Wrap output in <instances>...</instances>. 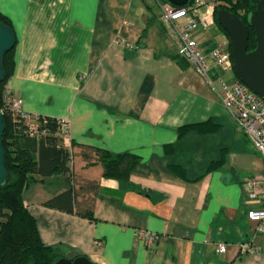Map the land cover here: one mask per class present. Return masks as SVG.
<instances>
[{"label": "crops", "instance_id": "1", "mask_svg": "<svg viewBox=\"0 0 264 264\" xmlns=\"http://www.w3.org/2000/svg\"><path fill=\"white\" fill-rule=\"evenodd\" d=\"M0 13L17 38L6 86L23 97L25 109L67 119L75 142L138 159L130 180L143 191L103 176L99 162L87 166L81 155L71 161L80 177L100 181L95 219L46 206L69 185L63 175H35L39 180L26 188L24 200L44 243L99 264H264V231L248 217L264 206V157L236 128L221 94L178 60L174 34L154 4L0 0ZM213 28L199 32L203 46L218 42ZM206 121L213 131L179 137L181 126ZM170 144L175 162L194 177L203 174L199 180L170 169ZM218 160V168L204 172ZM253 179L258 198L250 196ZM140 229L159 239L146 247ZM221 243L225 252L218 250ZM248 243L256 254L245 249Z\"/></svg>", "mask_w": 264, "mask_h": 264}, {"label": "trees", "instance_id": "2", "mask_svg": "<svg viewBox=\"0 0 264 264\" xmlns=\"http://www.w3.org/2000/svg\"><path fill=\"white\" fill-rule=\"evenodd\" d=\"M258 2L259 0H223L216 11L227 8L247 23L249 13L255 10ZM0 20L14 30L5 14L0 13ZM221 28L228 35L232 51V38L222 26ZM256 44L255 31L250 28L249 50L254 49ZM15 49L16 46L5 54L3 66L6 77L0 83V108L3 109L6 123L3 146L6 151V164L11 174L8 184L0 188V264H56L64 255L59 247L44 243L38 220L30 212L24 200V191L35 180L33 177L39 175L44 179L53 175H63L69 188L47 199L44 204L95 219L94 201L100 191V181L80 177L70 165L71 161L77 155H81L87 166L99 162L103 166V176L117 178L126 189L143 191L141 186L130 180L131 170L138 163V159L132 153L112 154L107 150L83 145L72 139L71 146H67L59 135V126L55 117L40 116L39 120L48 132L31 135L24 122L14 118L4 102V89L15 68ZM177 58L185 62L181 56L177 55ZM210 122L183 125L179 128V137L184 138L192 130L201 133L211 132L213 126ZM175 151L176 145H168L166 156L170 158ZM222 163L221 160L212 161L204 172L208 173ZM168 165L173 172L187 181H197L203 176V174L192 176L187 166L175 162L172 158L168 159Z\"/></svg>", "mask_w": 264, "mask_h": 264}, {"label": "built area", "instance_id": "3", "mask_svg": "<svg viewBox=\"0 0 264 264\" xmlns=\"http://www.w3.org/2000/svg\"><path fill=\"white\" fill-rule=\"evenodd\" d=\"M219 1L189 0L186 5L176 6L170 2L156 0L162 19L174 34L179 56L193 66L219 95L221 94L222 101L236 128L249 138L255 150L264 157V99L236 75L233 52L227 35L222 33V40L212 46H203L200 42L199 32L206 33L210 24L214 22V10ZM3 96L5 105L14 118L21 119L31 135L48 132V129L41 124L39 117L25 109L22 96L17 95L7 86ZM56 120L59 135L67 146H71L70 121L64 118H56ZM248 186L250 189L253 188L250 196L258 198L260 193L254 189L258 186V180L253 179L248 182ZM261 195L264 198V192ZM248 217L250 220L258 221L260 229L264 231V206L250 209ZM137 234L146 247H150L160 236L146 229L138 230ZM244 247L251 254L257 253V250L249 243ZM218 250L225 252L226 245L221 243Z\"/></svg>", "mask_w": 264, "mask_h": 264}, {"label": "water", "instance_id": "4", "mask_svg": "<svg viewBox=\"0 0 264 264\" xmlns=\"http://www.w3.org/2000/svg\"><path fill=\"white\" fill-rule=\"evenodd\" d=\"M173 5H186L189 0H167ZM219 24L232 38V52L235 63V73L251 90L264 99V0H259L254 11L248 15L245 23L239 16L227 8L217 12ZM250 28L256 34L257 44L249 50ZM16 46L15 31L0 20V83L5 80L6 72L3 66L5 54ZM4 112L0 108V188L5 187L11 179V174L5 160L3 135L6 129ZM56 264H98L86 255L75 258L61 257Z\"/></svg>", "mask_w": 264, "mask_h": 264}, {"label": "rangeland", "instance_id": "5", "mask_svg": "<svg viewBox=\"0 0 264 264\" xmlns=\"http://www.w3.org/2000/svg\"><path fill=\"white\" fill-rule=\"evenodd\" d=\"M149 1V3L150 4H154V7L156 8V10H159V6H158V4H157V2H156V0H148ZM223 1V0H222ZM222 1L220 0L219 1V4H221L222 3ZM218 4V5H219ZM215 9H217V7L215 8ZM216 10H214V22H213V25H214V28H215V31H217V32H219V33H221V34H216V39L218 40V41H220V40H222V33L223 34H225V35H227L226 33H224L223 32V30H222V28H221V26H220V24H219V22H218V20H217V15H216ZM214 28H213V32H214ZM227 37H228V35H227ZM173 49V48H172ZM175 156H176V151H175V153L171 156L172 157V160H174V161H176V158H175ZM178 158V157H177ZM185 165V164H184ZM186 166V165H185ZM192 173V172H191ZM190 173V174H191ZM196 173H199V171L198 172H196ZM34 178V177H33ZM39 179L38 178H35V180L33 181V182H35V181H38ZM33 182H31V183H33ZM30 186V185H29Z\"/></svg>", "mask_w": 264, "mask_h": 264}]
</instances>
